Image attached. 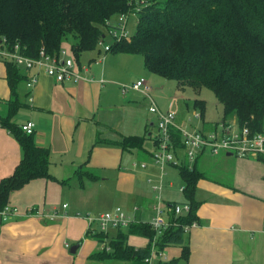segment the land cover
<instances>
[{
    "label": "crops",
    "instance_id": "crops-1",
    "mask_svg": "<svg viewBox=\"0 0 264 264\" xmlns=\"http://www.w3.org/2000/svg\"><path fill=\"white\" fill-rule=\"evenodd\" d=\"M90 52L85 58L88 53L84 52L78 62L88 67L89 80L60 83L40 72L38 83L28 89L25 77L37 69H18L23 79L17 93L23 106L14 121L19 125L35 122V142L50 152L51 176L33 179L11 193L9 208L16 212L6 221L0 214V264H95L90 255L102 245L87 235L90 229L98 230L96 223L90 225L89 216L121 206L135 223H149L158 199L187 201L184 181L174 189V165L162 170L153 161V152L146 149V140L155 142L156 134L150 101L137 90L122 93L121 85L145 78L159 108L174 110L181 123H187L188 103L176 100L166 79L135 73L129 63L136 53L108 51L101 57L99 52ZM10 99L7 67L0 58V115L8 113ZM201 124L212 128L216 123L203 120ZM129 136L144 137L143 147L122 146ZM22 154L14 134L0 126V181L14 172ZM263 158L227 153L200 156L193 165L202 174L195 192L199 221L184 238L189 258H181V245L178 250L169 245L162 249L165 258L155 262L264 264ZM139 162L147 166L135 167ZM79 170L85 174L78 175ZM166 175H170L167 186ZM114 230L108 232L109 238L128 231ZM128 242L141 247L149 239L129 234ZM75 245L78 248L72 252Z\"/></svg>",
    "mask_w": 264,
    "mask_h": 264
},
{
    "label": "trees",
    "instance_id": "trees-1",
    "mask_svg": "<svg viewBox=\"0 0 264 264\" xmlns=\"http://www.w3.org/2000/svg\"><path fill=\"white\" fill-rule=\"evenodd\" d=\"M132 12L137 15L135 34L114 42L110 51L142 54L148 70L175 80L179 88L211 89L223 106V121L235 116L240 127L248 126L253 133L264 131V0H141L138 7L133 0H0V40L6 38L10 47L20 43L30 57H38L42 49L59 54L64 42L73 40L70 53L79 62L84 52H101L102 25L110 26L112 17ZM4 62L11 99L8 113L0 115V126L14 134L23 154L14 172L0 181V214L9 207L14 190L33 179L51 176L49 150L37 145L34 134L26 133L14 121L23 106L17 93L23 76L14 62ZM194 106L204 116L205 101L196 98ZM144 140L141 136L125 137L122 146L142 148ZM179 170L191 209L171 218L177 225L158 235L150 223L134 222L127 232L121 230L112 238L90 229L88 236L110 246V250L104 247L92 253L90 259L148 264L145 259L157 237L161 250L181 245V258L187 260L190 251L184 244L183 225L199 221L195 192L202 174L188 163L179 165ZM84 174L78 171V175ZM2 220L6 221L3 216ZM129 234L148 238V245L130 244Z\"/></svg>",
    "mask_w": 264,
    "mask_h": 264
},
{
    "label": "built area",
    "instance_id": "built-area-1",
    "mask_svg": "<svg viewBox=\"0 0 264 264\" xmlns=\"http://www.w3.org/2000/svg\"><path fill=\"white\" fill-rule=\"evenodd\" d=\"M128 15V13L116 15L118 21L115 25L111 21L108 22L109 27L113 28L111 33L115 38V42L128 38V31L126 30ZM110 48L111 45H106L104 50L108 52ZM0 58L3 61L14 62L24 71L37 69L35 73L28 75L25 79L28 89H33L38 83L40 72H45L60 83L81 79L89 80L88 67L79 65L70 50L65 47L61 49L59 54L51 55L42 49L38 57H30L23 53L20 43L10 47L7 44V39L3 38L0 40ZM121 90L122 93H127L130 90L140 91L150 101L149 110L156 116L155 126L157 128L152 159L162 170L167 164L179 166L183 163L180 161V150H183L190 168L205 153L213 156L227 153L238 157H264V131L253 133L248 126L240 127L239 124L230 120L216 123L212 128L201 126V123L198 126L189 124L188 122H191L193 118L202 122L201 111H195L188 117L187 123H181L178 114L174 110L163 111L159 108L154 98L153 87L145 78H139L130 84H122ZM21 127L28 134H34L35 132V122L32 120L24 122ZM134 166L145 168L147 163H134ZM182 190H184V187ZM138 209V207H135V210ZM154 209L156 212L155 217L149 223L158 235H161L170 225H177V222L171 221V218L187 214L191 209V205L188 202L164 203L161 199H158ZM15 212L16 209L11 210L8 207L1 215L5 220H8ZM88 219L90 225L96 223L98 230L105 233H108L110 229L128 228L135 222L132 216L121 206L96 216H89ZM197 226L198 221L183 225L185 232ZM156 238L153 241L150 256L145 259L148 264H162L161 262H155L154 259L160 256L165 257L164 252L156 244ZM104 247L110 250V246L106 242L102 244V248Z\"/></svg>",
    "mask_w": 264,
    "mask_h": 264
},
{
    "label": "rangeland",
    "instance_id": "rangeland-1",
    "mask_svg": "<svg viewBox=\"0 0 264 264\" xmlns=\"http://www.w3.org/2000/svg\"><path fill=\"white\" fill-rule=\"evenodd\" d=\"M135 3L137 5V7L140 5V0H135ZM110 21L112 22L113 25H115L118 21V17L114 16L110 19ZM136 28H137V15L135 12L130 13L127 16V20H126V30L128 31V38H131L135 32H136ZM102 30L105 34V38L103 40V42L99 45V49H101V52L96 49L93 53H98L99 51V55L102 57L106 51L104 50V47L106 45H112L115 42V38L111 33V30H113V28L107 26V25H102ZM73 40H67L64 42V47L67 48L68 50H70V44ZM88 54H86L84 56L87 57L89 54H91V52H87ZM111 53V52H110ZM82 60L84 61L83 57ZM129 64H131L132 66H130L131 68H133L132 70L135 71V73H141V72H146L149 73V75L152 77H156L158 75L152 73L150 70H148L147 68H145V63H144V56L142 54H137L136 56H134V60H132ZM160 77V76H158ZM164 80V78H161ZM166 82L170 85H172V93H174V96L176 98L177 101H181V102H185L188 103L189 109H188V114L189 116L192 115V113H194L195 111H200V109L196 108L194 106V100L196 98L199 99H203L205 101V111H204V116L202 121L204 120L209 122V123H219L221 121H223V106L221 104V102L218 100V98L216 97L215 93L209 89V88H202L199 92L195 91L193 88L191 87H186L184 89L179 88L177 86V82L175 80H168L166 79ZM229 120L234 121L238 124L237 118L235 116H232L229 118ZM189 124L193 125V126H198L201 121H199L196 118H193L191 120V122H188ZM156 126L153 129V131H155V133L157 132V128ZM147 143V150L150 152H153L155 149V142L153 139L149 138L146 140ZM145 142V143H146ZM184 152L183 150L179 151V156H180V161H186L187 159L184 156ZM174 165V164H171ZM168 169V167H167ZM172 173L174 175H176L177 178H175V185H174V189L177 190L179 189V187L183 186V180L179 174V169L177 165H174V167L172 168ZM168 173V170H166ZM170 178V175H166V182H165V186L168 185L167 182V178ZM172 177V176H171ZM172 189V188H171ZM172 189V190H174ZM110 233L115 232L114 229H110L109 230ZM171 247H175L177 250L180 249L179 245H171ZM102 249V246H101ZM163 251V250H162ZM164 252V251H163ZM165 254V253H164ZM165 257L164 256H160L159 258H155L154 260H163ZM173 258V257H172ZM95 264H130L129 262L126 261H122V260H115V259H105V260H99L96 262H92ZM186 262L184 260H182L180 263H174V264H185Z\"/></svg>",
    "mask_w": 264,
    "mask_h": 264
},
{
    "label": "water",
    "instance_id": "water-1",
    "mask_svg": "<svg viewBox=\"0 0 264 264\" xmlns=\"http://www.w3.org/2000/svg\"><path fill=\"white\" fill-rule=\"evenodd\" d=\"M77 248H78V245H75V246L72 247L71 251L75 252Z\"/></svg>",
    "mask_w": 264,
    "mask_h": 264
}]
</instances>
